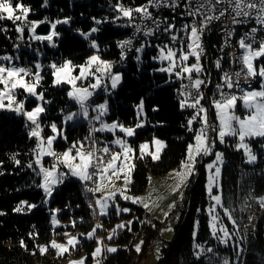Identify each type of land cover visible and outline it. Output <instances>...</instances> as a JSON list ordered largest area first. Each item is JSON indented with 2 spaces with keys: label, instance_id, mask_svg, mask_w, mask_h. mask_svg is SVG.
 Masks as SVG:
<instances>
[{
  "label": "trees",
  "instance_id": "trees-1",
  "mask_svg": "<svg viewBox=\"0 0 264 264\" xmlns=\"http://www.w3.org/2000/svg\"><path fill=\"white\" fill-rule=\"evenodd\" d=\"M143 1L48 0L45 7L44 0H13V5L23 2L31 9L29 20H42L47 17L49 21L55 22L57 19L70 17L71 23L57 25L55 30L60 36L54 37L57 46L51 47L47 41L29 39L30 34L27 29L24 32V39L19 40V34L14 30L12 21L4 20L0 22V26H6L9 31L0 32V55L18 54L20 65L31 67L33 56L29 47L33 46L44 51L43 63L52 60L59 64L65 59H71L74 65H80L86 61L92 51L90 40L95 39L100 45V53L103 57L117 60L120 52L116 40L125 34L128 26L122 19H117L111 10L118 3L135 8ZM93 17L100 20L107 18V21L95 25ZM93 26L98 27L99 31L89 40H85L76 31L80 29L88 32ZM156 52V45L145 47L139 61L129 60L125 65L118 66L116 70L121 71L123 79L108 98L106 117L131 125L137 122L136 106L143 99L144 126L136 130L132 139L137 157H139L138 143L145 139L151 140L157 136L167 145L162 150L159 160L154 161L148 155L143 159H135L130 187L131 192L135 194L145 189L149 175L164 174L179 167L185 158L188 143L193 142L194 133L188 131L187 120L195 110L181 109L178 89L182 81L157 71L158 64L151 60ZM258 63L264 65V57L259 59ZM42 76L44 79L39 89L44 93L45 100L52 101L50 104H45L46 111L40 118L42 133L46 136L47 132H51L52 122H55L59 128L63 126L60 110L65 111L70 105V100L66 88L53 86V76L49 67H43ZM17 95L18 99L23 97L20 92H17ZM103 96L104 93L97 94L94 99L100 100ZM34 102L35 100L30 99L26 105ZM25 121L22 115L0 110V162H2L0 163V212L5 213L0 215V264H57L60 262V256L56 255L48 245L53 236L50 209L59 210L58 216L62 222L60 229L71 227L85 231L91 227L95 217L93 196L83 191L81 181L71 177L58 185L50 203L44 204L43 191L37 187L40 184V177L33 171L37 140L30 138ZM192 127L199 129L200 123L194 122ZM85 131L84 122L69 124L64 130L67 139L54 143L55 149H65L73 141L81 139ZM263 143L264 138L249 140L254 154L257 155V161L252 164H245L242 155L236 149H227L225 152L228 161L222 168V197L224 205L232 210L239 228H235L228 221L222 210L220 216L234 239L238 238L243 245L244 250L238 263L233 260L235 252L230 240L228 245L221 244L212 236L209 226L208 209L211 201L206 192L204 162L214 157L215 149L220 146L217 142L213 155L203 156L198 161L195 174L185 185L181 208L172 224V235L159 246V259L154 264H223L225 258L229 259L230 264H264V208L260 207L256 199L249 198L250 194L254 197L264 194V149L261 147ZM13 155L20 161L19 165L11 159ZM29 163H33L32 169L27 167ZM20 201H27L28 204L37 206L31 211L25 207L23 212H14L13 209ZM247 205H251L255 211L256 229L253 234L246 237L242 232L241 223ZM135 207L140 219L134 220L131 230L125 228L117 231L112 242L118 244V251L103 252L101 264H149L150 257L159 243L162 223L156 219L147 222L143 219V209L140 206ZM72 221H76L74 227ZM105 228L101 231L105 232ZM30 233L33 235L30 236ZM137 236L143 237L139 253L133 246V240ZM21 240L26 247L21 246ZM195 244L202 245L204 249L211 248L213 251H205L197 258L195 253L199 250L194 247ZM38 246H48V249L42 254ZM81 246L88 254L85 264H90L93 241H82Z\"/></svg>",
  "mask_w": 264,
  "mask_h": 264
},
{
  "label": "snow or ice",
  "instance_id": "snow-or-ice-1",
  "mask_svg": "<svg viewBox=\"0 0 264 264\" xmlns=\"http://www.w3.org/2000/svg\"><path fill=\"white\" fill-rule=\"evenodd\" d=\"M48 0H44V5L47 6ZM180 0H147V3L135 8L124 7L122 4L115 5L117 11L122 17L127 18L129 25L135 28V33L132 37L119 40L116 42L117 47L120 50V59L123 61L126 59L127 51L133 47V42L136 38V34L143 32L145 37L153 36L155 31L161 28V25H166L163 28L165 33H173L176 29L174 23H168L167 18L163 20L153 17L150 8L159 9L161 7H167L175 9L179 6ZM224 3V0H202V2L194 9H189L187 15L190 17L202 16L203 20L198 26L196 21L193 20L192 24H184L182 31L185 33L184 38H181L178 34H172L170 36L173 45L179 44V47L174 46L157 45L159 49V55L153 57L154 60L167 61L168 66L160 68L159 71L166 72L170 76L175 77L181 81L188 80V83H181L178 89V94L181 97L179 103L181 109L192 108L194 114L187 120V128L189 132H193V141L188 143L186 148L185 158L181 161L180 168L174 170L172 173L176 180L175 186L172 188L173 192H178L179 189L186 185L189 179L196 172V165L201 156L213 155L215 145L217 141L220 144H225L226 137L238 138V142L235 144L236 150H243L246 157V163L252 164L257 161V155L254 154L251 146L246 141L264 138V65L257 68L256 61L264 57V40H256L255 34L264 29V0H228V4L235 15L232 17L233 24L245 23V19H237V17L253 18L260 28L253 27L249 32L245 33L239 40V48L243 50V54L239 57V63L242 64L241 71L229 74L225 72L223 74V83L217 84V90L219 92V99L212 100V106L215 109L216 120L218 123L215 126L209 124L208 109L205 108L201 101L204 98V93L201 91V86L205 84V80L199 78L204 69L201 64V57L204 54V47L202 44V36L206 27L213 21L219 20L221 16H224L228 9L220 11L219 15H206L202 9L207 12H214L215 5ZM31 9L24 5L23 2L15 3L13 0H0V22L4 20L12 21L14 30L19 34L18 39H24V32L27 29L30 36L29 39L44 42L47 41L51 47H56L54 43V37L60 36V33L55 29L57 25L65 24L70 25L71 18L65 17L63 20L57 19L55 22L49 21L47 17L42 20H29V14ZM19 13V14H17ZM134 13L139 14L141 20H151L154 24V28H141L140 24L134 23ZM120 17H117L119 19ZM95 25H100L107 21L92 18ZM48 23L50 24L51 31L47 35L36 34L37 27L39 25ZM9 29L6 26H0V32H8ZM76 31L85 39L89 40L90 37L99 31V28L93 26L88 32H84L80 29ZM179 31V30H177ZM234 34V30L227 32V36L231 37ZM251 41V42H246ZM227 40L225 46H227ZM258 43L259 47H253V44ZM19 47V45H17ZM90 47L95 50L94 54L87 57L86 61L80 65H74L71 59H65L59 65L56 62L51 63L48 67L52 70L53 86H60L62 84L71 85V90L67 92V96L73 100L78 106L79 110L76 112H68L64 114V110L61 109L63 114V124L72 122L77 118H83L87 120L92 127L90 133L84 140L73 141L71 146L62 153H57L53 149L54 141L58 137L67 139L64 135L63 128H58L55 122L50 124V129L53 135H49L46 140L42 135L43 128L41 127L40 117L41 114L46 111L45 104H50L52 101L45 100L43 92H37V87L40 85L44 77L41 75V70L44 67L41 63H35L36 69L33 72L31 67H19L12 64L13 57L10 55L0 56V110L12 111L17 114H22L27 117L30 122L31 129L29 132L30 138H36L37 144L34 152L36 153V159L33 162L38 166L37 169H33L36 175L40 177L41 183L37 187L41 188L46 197H51L54 189L63 184L69 177L76 178L77 180L84 182L85 188L88 192L97 193L101 192L105 186V182L112 183L113 178L116 180H123V188H116L114 191L104 193L102 196L95 200V205L99 208L100 215H107L108 209L111 206L110 202H114L117 194L124 200H131L133 203H142L143 207L150 209V204L144 202V198L130 197L125 193L128 191V185L132 182L131 176L135 168V159H143L146 155L151 156L152 160H159L161 152L166 148V142L158 138H153L152 143L155 145V151L149 152V144L147 142L139 145V157H137L136 149L128 142V138L133 137L136 134V130L144 126L142 119L144 115V102L141 99L140 103L136 106V115L138 122L133 126H125L119 121H112L108 123L104 120V117L108 115V101L104 100L100 104H96L91 107V98L97 94L98 90H103L105 93H110V90H115L122 82L123 76L119 72H114V64L111 61L101 59L99 55L100 45L95 39L90 40ZM145 45L141 44L140 47L135 48L137 53L143 51ZM187 49V50H185ZM39 54V50H37ZM190 58L195 59V63L188 65L187 61ZM18 59V57L16 58ZM141 57L136 56V60L139 61ZM9 62L6 66L3 62ZM215 66L219 69L221 67V61L218 59L215 62ZM79 69L78 75H73L75 69ZM193 73L196 74V78H193ZM241 76H243V84H241ZM29 77L34 80L33 83L26 82L25 78ZM259 77L260 87L259 89L251 88L250 81ZM94 81L88 83L86 87H77V82ZM229 90L236 89L240 93L237 95L235 92H225L224 89ZM19 89H23L29 96L35 97L38 101L37 106L31 111H27L24 108V101H18L16 99V92ZM250 89V90H249ZM195 90V95H193ZM237 101H241L246 115L243 117L236 115ZM7 102V103H6ZM91 111L95 112L94 116L90 117ZM157 109H154V111ZM96 122L99 123V127H96ZM194 122L200 123L199 129H193ZM119 131L122 136H116ZM215 133L212 137L209 132ZM112 133L115 138L109 143L98 142L95 138V133ZM110 145L118 147V151H113ZM264 148V145H261ZM50 156L53 158V163L50 167H45L43 164V157ZM215 159L208 163L205 167L207 170V186L206 190L209 199L213 202L208 209V214L211 217L209 226L212 236L217 239L221 244L227 245L231 239V233L228 227L222 222L220 212L217 208L222 209L224 216L235 227L239 228L236 220L233 217V212L230 208L226 207L222 197V185L220 178L222 175V165L224 163V153L220 151L214 152ZM15 164L19 165L20 161L15 155L11 157ZM2 163V162H0ZM33 163L27 165L28 168H33ZM66 168L67 171H61V168ZM91 182L94 186L88 187V183ZM214 189H217L214 194ZM183 197L181 193L180 198ZM256 199L261 208H264V196L250 197ZM46 202V201H45ZM37 205L28 204L27 201H20V203L13 209L14 212H23L25 207L29 211L35 208ZM91 207V205H90ZM176 207L175 201L169 205V211ZM117 215L121 212L127 213L130 211L128 208H120L118 204H115ZM59 211V210H57ZM199 211V209H198ZM5 213L0 212V215ZM169 212H165L164 216L167 217ZM252 219L251 217L249 218ZM52 224L58 225L59 221L56 215H52ZM76 221H72V226H75ZM132 221H128L127 225H117L108 235V239L111 240L117 234V229L130 226ZM198 223V222H197ZM103 226L97 224L93 229L86 234V238H94V234L97 229ZM129 230L130 227H129ZM171 231V228L166 229ZM30 236L33 234L30 233ZM68 236V233H64ZM195 236V233L193 234ZM97 239V247L91 253L96 264H101L99 257L103 252L115 253L118 251L115 247L103 246V238ZM22 247H26L24 241L21 240ZM143 241L135 245V251L139 253ZM79 245L78 236H70L66 242L57 243L56 240L50 241V247L57 250V255H63L70 251V248H75ZM39 251L43 254L47 251L48 246H38ZM195 248L200 251L196 252L197 258L205 251L212 252L213 249L204 247L200 244H195ZM238 247L237 260L240 259L242 248ZM157 259H159V251L157 248ZM86 257H82L80 260L70 261L69 264H85ZM223 264H230L229 259L225 258Z\"/></svg>",
  "mask_w": 264,
  "mask_h": 264
},
{
  "label": "rangeland",
  "instance_id": "rangeland-1",
  "mask_svg": "<svg viewBox=\"0 0 264 264\" xmlns=\"http://www.w3.org/2000/svg\"><path fill=\"white\" fill-rule=\"evenodd\" d=\"M15 6V5H14ZM19 14V13H17ZM47 35V34H46ZM258 48V47H257ZM30 49V54L33 56V59L31 61L32 63V66L31 68L33 69V72L36 71L34 65L35 63L39 62L41 63L43 66H46L48 67V65H50L51 63H53L54 61L52 60H47L45 61L44 63L42 62L43 61V57L45 56V53L43 50H39L37 49L36 47H29ZM145 49V48H144ZM143 49V51H144ZM240 49V48H239ZM37 50H39V54L37 52ZM187 50V49H186ZM241 53L243 54V50L240 49ZM95 52L94 49H92V51L90 52L89 56L93 55ZM5 55H10L12 56L14 59L13 61H11L12 64H15L16 66H20V59H19V56L18 54H15V55H12V54H2L0 56H5ZM99 55L101 56V59L103 60H107L105 57H103L99 51ZM159 55V49L157 47V52H156V55L152 56L151 60L155 63L158 64L157 66V71H159L160 68H165L168 66V62L167 61H160V60H154L153 57H157ZM88 56V57H89ZM18 57V59H16ZM261 59V58H260ZM189 60H191V62L189 63V61H187V64L188 65H191L193 63H195V59L194 58H190ZM107 61H110V60H107ZM258 61V60H257ZM257 61L255 62L256 63V66L257 68L261 65H263L262 63H258L257 64ZM6 66L8 65L9 62L7 61H4L3 62ZM83 64V63H82ZM59 65V64H58ZM43 69V68H42ZM52 71V70H51ZM113 71L114 72H119L121 73L120 70H116V68L113 67ZM161 73H166V72H162V71H159ZM79 74V69H75L74 72H73V75H78ZM168 76H170L168 73H166ZM41 75H42V70H41ZM175 77V75H172ZM193 78L195 79L196 76H195V73H193ZM259 78V77H258ZM54 79V78H53ZM26 82L28 83H33L34 80H32L31 78H25ZM91 82H94V81H86V82H80L78 81L77 82V87H86L88 83H91ZM41 85V83H40ZM40 85L37 87V92H42L39 87ZM0 87H3L2 85H0ZM59 87H64L66 88V94L68 91L71 90V85H68V84H62L60 85ZM260 87V83H258L257 85L255 86H252L251 88H255V89H259ZM250 90V89H249ZM100 90H98L97 94H100L99 93ZM113 91L115 90H110V93H105L104 92V96H103V99H100V100H97L98 104L102 103L104 100H107L108 103H109V100L108 98L113 94ZM17 92H20L23 94V97L20 98L18 101H24V108L25 110L27 111H31L33 108H35L37 106V103L38 101L36 100L35 97H32V96H29L26 92H24L23 89H19L17 90ZM96 94V95H97ZM240 93H238L237 95H239ZM96 95H94L92 98H94ZM68 97V96H67ZM30 99H33L35 100L34 103H31L29 104L28 106L26 105V102ZM68 99L70 100V105L69 107L64 111V114H67L68 112H76L79 110V106L73 101L71 100L69 97ZM7 103V102H6ZM45 106V105H44ZM71 106V107H70ZM144 111V110H143ZM236 115H239L241 117H243L244 115H246V110L244 109L243 107V104L241 101H237V105H236ZM12 112V111H11ZM15 113V112H14ZM17 114V113H16ZM44 113L41 114V116L43 115ZM96 113L94 112V115ZM18 115H22V114H18ZM26 121L27 120V117L22 115ZM41 118V117H40ZM143 121H144V115L142 117ZM104 120L108 123H111L112 121H118V120H111V119H108L106 116L104 117ZM62 121H63V114H62ZM29 122V121H28ZM80 122H84V119L83 118H77L76 120L72 121V122H67L66 124H63V126L61 128H63V131L65 130L66 126H68L69 124L70 125H73V124H77V123H80ZM120 122V121H119ZM137 122H138V118H137ZM136 122V123H137ZM122 123V122H121ZM125 126H133L134 125H131V124H124ZM59 128V127H58ZM30 132V130H29ZM104 136H102L101 140L106 142V143H109L115 138V136L112 134V133H102ZM43 135V133H42ZM49 135H53L52 132H47V135H43V137L46 138L49 136ZM65 135V133H64ZM116 136H122L123 134L120 133L119 131H117V133L115 134ZM155 138H158L160 140H163L162 138L160 137H157V136H154ZM153 137V138H154ZM134 138L131 137V138H128V142L133 146V148H135V145L134 143L132 142V139ZM153 138L150 140V139H145L143 141H141L140 143H138V150H139V145L142 144V143H145L147 142L149 144V149L148 151L149 152H154L155 151V145L152 143L153 141ZM59 140H66V139H63V138H60L58 137L56 141H54V143H56L57 141ZM164 141V140H163ZM194 142V141H193ZM238 142V138H231V137H226V140H225V144H220L218 142V144L220 146H218L215 151H220L222 153H224V156H225V152L226 150H232L234 149L235 150V144ZM247 143H249V140L246 141ZM192 143V142H191ZM264 145V143L262 144ZM71 145H67L65 149L61 150L62 152L65 151L67 148H69ZM114 146V145H113ZM251 146V145H250ZM115 150L113 151H118V147L117 146H114ZM252 148V147H251ZM53 149H55V145L53 144ZM264 149V148H263ZM240 152V154L242 155L243 157V161L245 164H249V163H246V157L244 156V153H243V150H237ZM48 158V156H44L43 157V164L45 167H50L51 165H49L48 163H46V159ZM35 159H36V154H35ZM215 159V156L210 159V160H206L204 162V169H205V176H206V182H205V186H207V170H206V165L208 163H210L212 160ZM224 165V163H223ZM223 165H222V168H223ZM35 169L38 170V166L35 165ZM180 168L179 167H176V168H173L169 171H167L166 173L164 174H160V175H149V181H148V184L147 186L145 187V189L140 192V193H133L131 192L130 190V187H131V183L127 186L128 187V191L125 193L126 195L130 196V197H141V198H144V202H147L150 204V209H146L143 207V204L142 203H133L131 200H124L122 197L119 196V194H117L116 198H115V201L114 202H110V207L108 209V214L107 215H100L99 213V208L98 206L95 205V200L102 196L104 193H107L109 191H114L116 188H123L124 185H123V180H116L115 178H113V182L112 183H108V182H105V186L103 188V190L101 192H97V193H94L92 194L93 196V207H94V212H95V217L93 218V222H92V225L91 227L88 229V230H78V229H73L71 227H64V229H60V227L62 226V222L60 221L59 219V216H58V211L56 208H51L50 209V224L53 228V236L51 238V240H56L57 243H64L66 244L68 238L70 236H78L79 237V245L75 248H70V251L63 254V255H59L60 256V262L57 263V264H69L70 261H75V260H80L82 257H86L88 256L87 254V251L85 250V248L83 246L80 247L81 245V242L82 241H85V240H91L93 241V248L92 250L90 251V253L93 252V250L98 246L97 245V239L96 238H103V246H107V247H115V248H118V244L116 242H112V239L109 240L107 237L109 235V233L114 229L116 228L117 225H120V224H125L127 225V222L128 221H132L131 225L130 226H126L124 228H120V229H125V228H128L130 227V229H132V225H133V222L134 220H138L140 219L139 216H138V213L136 212V207L135 206H140L142 209H143V219H147L148 216H152L154 218V220L156 219L157 221L161 222V229H160V233H161V236H160V239L158 240L159 243L157 244L155 250H154V253L153 255L150 257V260H149V264H154L155 261L157 260V251L156 249L159 248V246L163 243L164 240H167L171 237L172 235V224H166V221L168 220L170 214L173 212V210L175 209L172 208L170 211H169V205H171L173 203V201H180L181 198V193H183V190H184V186H182L178 192H173L172 191V188L175 186L176 184V180L174 179L172 173L174 172V170H178ZM61 171H67L66 168H61ZM71 178V177H69ZM76 179V178H75ZM77 180V179H76ZM131 180H132V176H131ZM79 181V180H78ZM40 183H41V179H40ZM220 183H221V178H220ZM187 184V183H186ZM57 188V187H56ZM56 188L54 189V191L56 190ZM43 191V190H42ZM53 191V193H54ZM207 192V190H206ZM217 192V189H214V194H216ZM53 193H52V196H53ZM208 195V193H207ZM51 197H46L45 196V193L43 192V202L45 205H48L50 203V200H51ZM209 198V196H208ZM46 201V202H45ZM211 201V200H210ZM212 201H211V205H212ZM115 204H118L120 206V208H128L130 209L129 212L127 213H123L121 212L119 215H117L116 213V209H115ZM220 208H217V211L220 212ZM165 212H169V215L167 217L164 216V213ZM221 213V212H220ZM55 214L56 215V218L58 219L59 221V224L58 225H53L52 224V215ZM221 215V214H220ZM211 217L209 216V221H210ZM97 224H100L102 225L103 227L102 228H105V232H102L101 229H97V231L95 232L94 234V238L92 239H88L86 238V234L88 232H90L93 227ZM225 224V223H224ZM226 225V224H225ZM227 226V225H226ZM228 227V226H227ZM168 228H171V231H168L166 229ZM120 229H117L120 230ZM229 230V228H228ZM230 232V231H229ZM64 233H68V236L64 235ZM231 233V232H230ZM98 234V235H97ZM100 235V236H99ZM50 240V241H51ZM50 241L48 243L49 245V248L50 247ZM141 241H143V237L142 236H137L134 238L133 240V246L135 248V245L136 244H139ZM230 243H231V247L233 248L234 252H235V255H234V262L235 263H238L239 260H237V251L239 250L238 249V245L240 248L243 249V245L242 243L239 241V239L237 238L236 240L234 239V237L231 235V239H230ZM225 245V244H223ZM228 245V244H227ZM80 248V249H79ZM52 249V248H51ZM53 252L57 255V250L55 249H52ZM199 250V249H198ZM244 250V249H243ZM200 251V250H199ZM243 253V251H242ZM242 253H241V256H242ZM103 254V253H102ZM102 254L101 256L99 257V259H101L102 257ZM240 256V257H241ZM87 261V259H86ZM85 261V263H86ZM90 264H96V261L95 259H93L92 255H91V260H90Z\"/></svg>",
  "mask_w": 264,
  "mask_h": 264
},
{
  "label": "built area",
  "instance_id": "built-area-1",
  "mask_svg": "<svg viewBox=\"0 0 264 264\" xmlns=\"http://www.w3.org/2000/svg\"><path fill=\"white\" fill-rule=\"evenodd\" d=\"M201 2L202 0H180L179 6L176 7L175 9L167 8V7H161L159 9L150 8L149 10L152 12L154 18L161 20L167 18V22L174 23L176 29L173 31V33H165L163 31V28L166 25H161V28L155 31L153 36L145 37L143 35V32L136 34V38L133 42L132 49L127 51L126 59H124L123 62H119L118 66L125 65L126 63H128L129 60L137 61L136 56L137 55L140 56L141 52L137 53L135 51V48L140 47L141 44H144L145 47L151 45L154 46L169 45L178 48L179 44L173 45L170 36L175 33L178 34L181 38H184L185 33L182 31V26L186 24V18H193L196 21L197 25L198 26L200 25V23L203 20V17L199 15L196 17H190L187 15V11L189 9L196 8ZM122 5L124 6V4ZM224 9H228V12H226L224 16H221L219 20H213L206 27L204 34L202 36L204 54L201 57V64L203 66L204 71L203 73L200 74L199 78L205 80V84L201 86V91L204 93V98L201 104L208 109V120H209V124L212 126H215L217 123L214 117V109L211 102L213 99L220 98L216 85L223 83L222 77L225 72L229 74H233L241 71V68L243 66L238 65L237 63V55L239 54V52H241L239 49L238 42L240 38L245 35V33L250 31L251 28L253 27L260 28V26L257 25L255 22L254 19L255 13H253V18L237 17V19H245V23L233 24L232 17L235 15V13L230 8L228 4V0H224V3L216 4L214 12H207L205 9H202L201 11H204L206 15H219L220 11ZM111 11L116 13L117 11L116 7H114V9H112ZM117 15H121V14L117 11ZM126 23L129 24L127 18H126ZM134 23L140 24L142 29H145V27L147 28L155 27L151 20H141L139 14H134ZM230 30H234V34L231 37H228L227 32ZM134 33H135V28H134ZM255 36L257 41L264 40V29L258 31L255 34ZM130 37L132 36H127V38ZM127 38L119 37V40H123ZM226 40L228 42L227 46H225ZM246 42H251V41H246ZM253 47L257 48L259 47V44L255 43L253 44ZM218 59L221 61V67L219 69L215 66V62ZM22 67H27V66H22ZM258 82H259L258 77L255 80H251L250 87L255 86ZM182 83L187 84L188 80L184 79ZM241 84L242 86H245L243 84V76H241ZM224 91L226 93L230 91L235 92L236 94L239 93L238 90L236 89L229 90L225 88ZM193 95H195V90H193ZM16 99H17V95H16ZM96 104H97L96 101L93 98H91V107H94ZM91 107L89 113L90 117L94 116V112L91 111ZM95 126L99 127V123L96 122ZM94 135L98 142H104L101 140L98 133H95ZM209 135L214 137L215 133L210 131ZM84 138L85 137L83 135L81 139H78L77 141L84 140ZM110 146L112 147L113 150H115L113 145ZM54 151L59 153V149H56ZM202 158L203 156H201L198 161H200ZM227 161H228V157L224 156V163ZM50 162H53V158L48 156L47 163L50 165ZM88 184L89 187L94 186L91 182H89ZM260 196H264V194H260L259 197ZM180 208H181V200L176 201V207L173 210V212L170 214L168 220L164 225L169 224V219H176L177 212L179 211ZM250 217L252 218L251 220H255L256 214L252 206L247 205L241 223L242 232L246 237L255 232V231H250V219H249Z\"/></svg>",
  "mask_w": 264,
  "mask_h": 264
},
{
  "label": "bare ground",
  "instance_id": "bare-ground-1",
  "mask_svg": "<svg viewBox=\"0 0 264 264\" xmlns=\"http://www.w3.org/2000/svg\"><path fill=\"white\" fill-rule=\"evenodd\" d=\"M147 3V0H144L139 6H142V5H144V4H146ZM124 7H127V6H125L124 5ZM114 14H115V17L117 18V17H120L119 19H122L123 20V22H124V24H126L127 26H128V29H127V31L125 32V34H123L120 38H127V36H133V34H134V28L132 27V26H130L129 24H127L126 23V18H124V17H122V15H117V11H116V13L114 12ZM135 14V13H134ZM193 18H186V24H189V25H191L192 24V22H193ZM50 31H51V28H50ZM49 31V32H50ZM117 41H119V38H117V40H116V42ZM116 46H117V44H116ZM118 48V47H117ZM118 50H119V48H118ZM186 50V49H185ZM119 52H120V50H119ZM242 55V53L241 52H239V54L237 55V63H238V65H242L241 63H239V57ZM107 60H110L111 62H113V64H114V67H118V65H119V62H123V61H121V59H120V57L116 60V59H114V58H109V59H107ZM191 62V60H189V63ZM99 93L101 94V93H104V91L103 90H100L99 91ZM17 94V93H16ZM94 99V98H93ZM95 101H96V103L98 104V102H97V100L96 99H94ZM202 102V101H201ZM85 121V129H86V131H85V133H84V137H87L88 135H89V133H90V128L92 127L89 123H88V121L87 120H84ZM26 126H27V128L28 129H31V125H30V122H26ZM59 153H62V151H61V149H59ZM52 163L53 162H50V165H52ZM82 189H83V191H85V192H87V193H89V194H94V193H92V192H88L87 190H86V188H85V184H84V182H82ZM88 187H89V184H88ZM177 216H178V212H177V215H176V219H177ZM153 217L152 216H148V218L146 219V221L147 222H151V221H153ZM176 219H169V224L171 223V224H173L174 223V221L176 220ZM255 229H256V217H255V220H250V231H255Z\"/></svg>",
  "mask_w": 264,
  "mask_h": 264
},
{
  "label": "water",
  "instance_id": "water-1",
  "mask_svg": "<svg viewBox=\"0 0 264 264\" xmlns=\"http://www.w3.org/2000/svg\"><path fill=\"white\" fill-rule=\"evenodd\" d=\"M49 31H50V24L45 23V24L39 25L37 27L36 34H38V35H46V34L49 33Z\"/></svg>",
  "mask_w": 264,
  "mask_h": 264
},
{
  "label": "crops",
  "instance_id": "crops-1",
  "mask_svg": "<svg viewBox=\"0 0 264 264\" xmlns=\"http://www.w3.org/2000/svg\"><path fill=\"white\" fill-rule=\"evenodd\" d=\"M214 109V108H213ZM214 117L216 120V113H215V109H214ZM216 123H218V121L216 120ZM100 138H102V136H104L102 133H99ZM105 137V136H104ZM218 142V141H217ZM158 244V243H157Z\"/></svg>",
  "mask_w": 264,
  "mask_h": 264
}]
</instances>
